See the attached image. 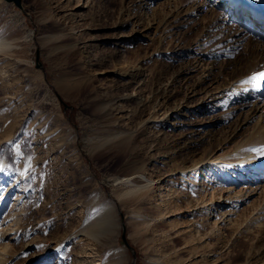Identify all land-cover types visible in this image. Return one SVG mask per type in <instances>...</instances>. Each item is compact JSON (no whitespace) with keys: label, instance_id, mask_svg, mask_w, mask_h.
Listing matches in <instances>:
<instances>
[{"label":"rangeland","instance_id":"1","mask_svg":"<svg viewBox=\"0 0 264 264\" xmlns=\"http://www.w3.org/2000/svg\"><path fill=\"white\" fill-rule=\"evenodd\" d=\"M21 4L0 0V38L16 45L0 52V264H264V173L218 164L247 139L264 161V98L207 95L247 88L246 38L230 21L207 29L226 9L167 19L168 0ZM122 61L141 76L118 75ZM139 174L155 183L124 194ZM103 209L94 237L86 221Z\"/></svg>","mask_w":264,"mask_h":264},{"label":"bare ground","instance_id":"2","mask_svg":"<svg viewBox=\"0 0 264 264\" xmlns=\"http://www.w3.org/2000/svg\"><path fill=\"white\" fill-rule=\"evenodd\" d=\"M168 1L171 3L174 2L176 8H174V11L172 14H170V12H168L166 14L167 16L170 14L167 17V19L170 17L176 16L182 10H184L185 11L184 14L187 15V14L199 11L201 9H205V7L207 5V13L216 14L217 13V7H224L226 9V11L223 15V18L218 19V20H215V19L213 20L210 18L207 19V29L209 27H211V28L217 27V23H219V21H220V23H222L221 25H226L230 21L231 25L230 26L228 25L226 27V29H228L232 33V36L235 39V41H240V40L246 38V44H247L248 48L245 47V52H246L247 57H245L244 62H241V65L239 67V72L242 75V76H240V81L245 83L244 85L247 88H243V89L239 88L240 83L238 82L239 81L238 80V81L234 82V84H228V85H230L229 87L227 85L224 87L220 86V87L214 88V90L220 89L219 91H216V92L208 89L207 90V95H209L208 98L213 99L216 97L215 95H226V96L231 95L229 93L230 91H242L241 94L244 96H253L257 100H263V98H264V82H262L261 87L258 88V92H256L255 95H253L249 91L250 85H253V83L251 84V82H247V81L250 80V77L253 74L264 72V4L262 5V3H260L258 0H196V1H199L198 5L196 7H194L192 5V6L187 7L186 9H183V8H181L179 0H168ZM174 12H176V14H174ZM173 19L176 20L177 18L176 19L173 18ZM164 25H166V24H164ZM173 27H175L174 24H173ZM15 46L16 45L11 40L0 38V52L11 50ZM74 46H76V44H73V47ZM88 48L90 49L91 46H88ZM125 63L126 62L122 61L118 65L117 70H116L118 75L122 76L123 78L141 76V73H140L141 71H140L139 67L128 68L127 64H125ZM209 74H212V73L209 71L208 75ZM127 97H129V96H127ZM227 98L228 97L224 98L225 103L227 102ZM263 107H264V104H263ZM178 111L179 110L177 109L174 113L178 114ZM263 113H264L263 110L259 113V117L261 118V120L264 117ZM169 116L170 115H167L166 119H168ZM176 116L177 115L173 114L171 117L174 119ZM262 127L263 128L257 132L258 137L261 138L260 141L264 140V126L262 125ZM104 140L106 141L108 139H104ZM249 141H250V139H247V140L243 141L244 143L238 144V146L236 147L234 152H232V154L230 155V156H233V158H231L230 161H227L230 158H226L224 160L218 159V161H219L218 164H224L227 167H231L233 169V167H232L233 165L231 162L236 160V163L239 166L245 167L247 165V166L251 167L250 171L253 170L254 173L256 171L257 177L259 176V173H260V175H262L261 173L262 172L264 173V161L255 160L253 155L249 152V150H247V149L245 150L243 148L245 143L248 145L251 143H255V142L249 143ZM260 141L258 140L257 143ZM214 160H216V159H212L209 156L207 157V161H209V163H213ZM0 165H1V163H0ZM218 166H220V165H218ZM245 169H247V167ZM133 171L135 172V170H133ZM226 173L228 174V176L232 177V179H236V177L232 176V174H230L229 172H226ZM139 181H140L139 182L140 184L137 183L138 181L136 183L132 182L130 187H128L125 190L124 194H128V195L132 194L133 195V194L138 193L140 191L143 192L147 188L149 189L151 184L155 183L152 178H147L145 175H142V174H139ZM125 182H130V178H126ZM161 192L162 191H160V193ZM113 206L115 207L114 203H113ZM106 213H107L106 210L103 209L97 213H94L93 215L89 214L88 221H86V222H89L88 225L92 229V236L95 237L96 236L95 234L97 231H99L100 229L102 230L104 227H107V224L109 221L107 222L108 218L107 219L105 218ZM162 214H164V213H162ZM0 217H1L0 222L5 223V225L0 226V228L2 227V229L5 228L7 230L8 225H6V222H4L6 219L3 220L2 215H0ZM6 230L4 231L5 233L2 232V233H4V235L7 232H9ZM9 237H10V235H9ZM11 238H13V237H11ZM1 243H3V242H1ZM3 244H5V243H3ZM6 246L7 245L2 246V248L0 250L1 255L4 254L3 248ZM2 258H4V257L3 256L0 257V259H2ZM7 259H9V258H7Z\"/></svg>","mask_w":264,"mask_h":264},{"label":"water","instance_id":"3","mask_svg":"<svg viewBox=\"0 0 264 264\" xmlns=\"http://www.w3.org/2000/svg\"><path fill=\"white\" fill-rule=\"evenodd\" d=\"M7 2H11L13 3L17 8L22 9V4H21V0H5ZM35 67L36 68H41V63L39 62L38 59V53H36V57H35ZM121 240L123 243L127 244V246L130 247L128 240L125 236V223L123 220H121Z\"/></svg>","mask_w":264,"mask_h":264},{"label":"snow or ice","instance_id":"4","mask_svg":"<svg viewBox=\"0 0 264 264\" xmlns=\"http://www.w3.org/2000/svg\"><path fill=\"white\" fill-rule=\"evenodd\" d=\"M247 82H251L254 84V86L256 88H260L262 82H264V72L253 74L250 77V80ZM253 151H257V149H253ZM259 151L261 152L262 155H264V147H261V149H259Z\"/></svg>","mask_w":264,"mask_h":264}]
</instances>
